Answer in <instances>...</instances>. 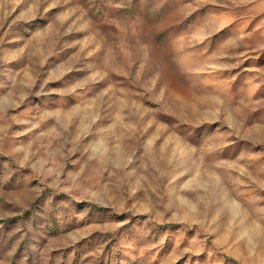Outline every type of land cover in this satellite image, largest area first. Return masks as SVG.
I'll list each match as a JSON object with an SVG mask.
<instances>
[{
	"label": "rangeland",
	"instance_id": "374dc122",
	"mask_svg": "<svg viewBox=\"0 0 264 264\" xmlns=\"http://www.w3.org/2000/svg\"><path fill=\"white\" fill-rule=\"evenodd\" d=\"M0 264H264V0H0Z\"/></svg>",
	"mask_w": 264,
	"mask_h": 264
}]
</instances>
